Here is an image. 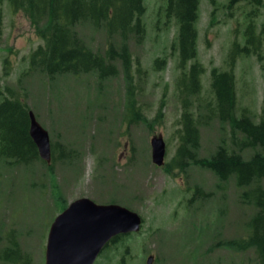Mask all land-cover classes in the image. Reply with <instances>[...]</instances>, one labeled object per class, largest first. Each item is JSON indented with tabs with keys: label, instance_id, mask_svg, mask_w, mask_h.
I'll list each match as a JSON object with an SVG mask.
<instances>
[{
	"label": "rangeland",
	"instance_id": "374dc122",
	"mask_svg": "<svg viewBox=\"0 0 264 264\" xmlns=\"http://www.w3.org/2000/svg\"><path fill=\"white\" fill-rule=\"evenodd\" d=\"M166 1L143 0V40H129L127 65L117 61L116 75L101 79L94 72L48 77L29 71V55L44 41L23 5L2 0L0 94H25L48 132L52 155L46 162L38 154L26 165L0 160V249L15 242L28 264H45L50 224L70 202L87 197L122 205L142 218L139 232L112 241L94 264H148V258L149 264H261L252 250L228 243L246 236L250 214L238 203L233 183L222 188L209 170L175 160L183 68L173 49L177 24L165 17ZM258 1L228 10V0H200L196 59L205 72L199 97H189L192 110L212 100L215 68L234 73L237 113H260L264 0ZM249 20L262 39L260 54L231 59L235 42L244 43ZM77 31L94 51H104L113 39L88 22ZM152 138L164 143L162 164L154 162ZM199 139L198 157H209L218 145H231L229 126L212 119L199 126ZM195 186L202 193L196 198Z\"/></svg>",
	"mask_w": 264,
	"mask_h": 264
},
{
	"label": "trees",
	"instance_id": "16d2710c",
	"mask_svg": "<svg viewBox=\"0 0 264 264\" xmlns=\"http://www.w3.org/2000/svg\"><path fill=\"white\" fill-rule=\"evenodd\" d=\"M17 1L24 6L44 41L29 55L28 70L39 71L48 77L70 72L75 75L94 72L101 79L113 77L117 73V61L121 67L129 62L127 42L132 38L140 42L145 36L143 0ZM242 1L252 4L259 2L228 0L226 7L231 10ZM199 3L200 0H167L165 6L167 20L171 18L177 24L173 49L177 51L179 67L181 70L183 68L178 79V88L184 98L180 117L182 131L175 160L182 166L188 162L209 170L222 188L228 182L233 183L238 203L247 207L250 214L246 236L228 243L238 251L252 250L258 261L264 264V103L257 116L245 109L237 113L233 71L213 68L210 74L212 100L208 103L201 101L197 109L192 110L189 97H199L202 92L201 76L205 72L196 59ZM1 17L0 13V26ZM82 22H88L96 29H105L108 38H113L112 42L109 41L111 45L102 52L87 46L77 31V26ZM243 36V44L235 42L229 54L231 59L241 54H260L262 39L250 20ZM116 40L119 41L113 43ZM30 111L32 108L25 94L11 90L0 94V160H13L16 164L26 165L39 157L36 144L29 134ZM212 119L229 126L231 145L220 144L209 157L199 158V126L206 125ZM245 151L248 153L245 154ZM193 193L194 198L202 195L198 186H195ZM130 234L116 236L112 241L122 240ZM6 246L0 249V264H28L17 243L10 242Z\"/></svg>",
	"mask_w": 264,
	"mask_h": 264
},
{
	"label": "water",
	"instance_id": "95a60500",
	"mask_svg": "<svg viewBox=\"0 0 264 264\" xmlns=\"http://www.w3.org/2000/svg\"><path fill=\"white\" fill-rule=\"evenodd\" d=\"M29 134L39 156L51 157L48 132L29 112ZM154 162L162 164L164 143L151 139ZM141 217L115 203L98 204L87 197L73 200L52 221L49 227L45 264H93L102 248L116 235L138 231ZM151 258H148L149 264Z\"/></svg>",
	"mask_w": 264,
	"mask_h": 264
}]
</instances>
